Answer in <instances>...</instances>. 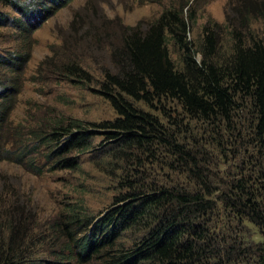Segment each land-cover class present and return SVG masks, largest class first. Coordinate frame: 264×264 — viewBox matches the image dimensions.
<instances>
[{
  "label": "trees",
  "instance_id": "obj_1",
  "mask_svg": "<svg viewBox=\"0 0 264 264\" xmlns=\"http://www.w3.org/2000/svg\"><path fill=\"white\" fill-rule=\"evenodd\" d=\"M0 3L28 14L23 0ZM183 10H164L145 33L130 28L124 35L122 48L113 55L120 70L107 73L103 84V95L117 115L114 121L94 124L101 131L93 132L76 121L48 139L55 144L58 162L72 169L75 160L62 157L90 151L95 132L104 131L120 156L136 158L139 164V155L146 156L188 184H167L161 175L150 184L141 179L145 173L134 172L122 178L126 192L102 220L95 222L83 208L70 207L56 226L66 238L65 247L47 264H88L95 259L103 264H264V36L251 34L243 41L240 34H232L230 51L223 55L216 32L204 27L202 42L194 47L187 40L194 15L188 8L185 17ZM168 40L180 52L181 69L171 59ZM196 55L201 56L199 62ZM161 100L175 101L183 120L206 126L208 137L197 139L195 129L179 119L168 128L135 105L154 106ZM159 151L164 160L158 162ZM1 153L0 160L9 155ZM228 158L238 160L242 171L229 182L226 178L225 188H216L212 166ZM215 192L226 210L225 222L213 223ZM14 207L0 205V264H29L31 253L19 251L26 211ZM243 220L262 231L261 242L238 238ZM217 227L224 231L219 241Z\"/></svg>",
  "mask_w": 264,
  "mask_h": 264
},
{
  "label": "rangeland",
  "instance_id": "obj_2",
  "mask_svg": "<svg viewBox=\"0 0 264 264\" xmlns=\"http://www.w3.org/2000/svg\"><path fill=\"white\" fill-rule=\"evenodd\" d=\"M23 3L28 4L27 16L0 3V117L4 119L0 121V152L9 154L0 160V205L24 208L19 251L31 253L29 264H47L65 247L66 238L56 226L70 207L83 208L95 222L102 220L117 207L116 198L126 192L122 178H131L134 172L145 173L141 179H148L150 184L158 182L160 175L167 184H188L183 176L169 174L163 163L157 167L146 156L139 155L141 164L136 158L120 156L123 153L106 140L104 131L97 132L100 129L94 126L117 118L103 95V84L107 73L117 74L120 70L121 63L113 55L122 48L127 31L132 28L145 33L164 10L184 8L186 17L189 8L194 21L189 23L187 40L197 47L204 36L203 28L209 27L218 35L219 53L226 55L232 34H240L243 41H249L251 34L264 36V0H23ZM167 48L175 67L181 69V55L176 46L168 40ZM18 55L23 61L14 58ZM195 59L199 62L201 56L196 55ZM135 105L157 116L168 128L173 119L184 118L175 101L161 100L154 102V106L135 102ZM76 121L88 131L97 130L98 135L94 136L90 151H74L62 157L75 160L77 165L65 169L58 162L55 144L48 138ZM183 122L195 129L197 139L208 137L206 126L187 119ZM208 151L215 154L211 147ZM157 155L158 162L164 160L160 151ZM213 162L210 158V164ZM212 169L215 174L212 185L219 189L225 188L226 178L229 182L242 171L240 162L229 158ZM218 195L215 192L211 196L216 205L213 223L225 222L226 210L217 201ZM240 229L236 231L238 238L251 239L252 243L263 240L262 231L246 221ZM215 231L219 241L224 231L220 227ZM88 264L103 263L95 259Z\"/></svg>",
  "mask_w": 264,
  "mask_h": 264
}]
</instances>
